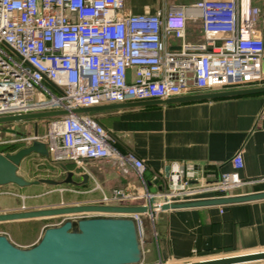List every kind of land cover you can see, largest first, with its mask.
I'll return each instance as SVG.
<instances>
[{
    "label": "built area",
    "instance_id": "2783aa9c",
    "mask_svg": "<svg viewBox=\"0 0 264 264\" xmlns=\"http://www.w3.org/2000/svg\"><path fill=\"white\" fill-rule=\"evenodd\" d=\"M261 1L161 0L153 13H134L126 0H0V118L262 86ZM190 26L199 28L202 40H189ZM39 142L54 161L75 163L86 174L85 161L132 168L142 189L106 194L98 188L101 198L93 205L139 201L145 213L115 217L134 220L141 243L145 220L154 225L165 205L201 201L207 194L232 197L245 184L241 153L232 160L234 171L215 179L205 166L173 162L163 177L149 181L145 162L121 152L117 136L95 116L50 119ZM2 196L20 199L21 211H30L27 197L0 191ZM82 217L95 215L72 219Z\"/></svg>",
    "mask_w": 264,
    "mask_h": 264
},
{
    "label": "crops",
    "instance_id": "0c3cea01",
    "mask_svg": "<svg viewBox=\"0 0 264 264\" xmlns=\"http://www.w3.org/2000/svg\"><path fill=\"white\" fill-rule=\"evenodd\" d=\"M151 2L159 3L157 0ZM258 4L262 15L257 28L264 39V0ZM157 7V4L148 2L130 10L153 13ZM201 94L209 92L192 90L176 98ZM95 117L107 130L122 136L118 145L121 152L131 151L145 162L148 168L145 175L149 181L153 175L163 177L173 162L205 166L214 173L215 179L233 172L232 160L241 153L243 168L239 170V176L245 184L234 195L264 192V93L135 107ZM75 169L81 184L76 182V175L72 172L74 184L71 185L81 192L77 195L89 198L88 201L75 202L80 205H93L92 200H100L98 188L109 194L115 189L140 190L143 187L132 168L124 171L106 161L90 162L88 174L77 167ZM161 183L160 180L158 184ZM31 186L41 188L42 183L25 188ZM53 193L59 194L54 208H59L69 193L73 194L57 190L43 192L39 198ZM212 197L215 196L207 194L201 198L208 200ZM21 205L20 199L0 197V214L20 212ZM25 205L30 210L51 208L48 203L31 205L29 200ZM120 206L140 207V202ZM44 220L61 222L63 218ZM144 224L147 241L142 243L141 264H157L159 261L185 264L264 251V200L164 211L154 225L147 219ZM49 227L53 224L46 226ZM43 232L29 247L38 242Z\"/></svg>",
    "mask_w": 264,
    "mask_h": 264
},
{
    "label": "water",
    "instance_id": "95a60500",
    "mask_svg": "<svg viewBox=\"0 0 264 264\" xmlns=\"http://www.w3.org/2000/svg\"><path fill=\"white\" fill-rule=\"evenodd\" d=\"M264 93V86L193 95L168 100H154L137 103L100 105L88 108L73 109L72 111H51L1 117L0 125L24 121L49 120L65 115L84 114L90 116L135 107L167 105L180 102H191L217 98H227ZM31 154L48 157L49 153L44 143L34 141L30 146L20 149L12 155L0 154V187L16 185L28 187L32 183L18 175L21 162ZM63 169H67L63 166ZM87 180V176H84ZM67 184H74L73 173L68 172ZM46 183L57 185L54 181H41L33 184ZM264 200V192L220 197L189 203L165 205L162 210L224 206ZM143 207H124L107 205H76L41 210L1 213L0 224L41 220L48 218H65L60 226L47 228L36 244L29 248L14 245L9 238L0 235V264H141L143 260L140 229L136 222L128 218L115 217L123 214H142ZM95 215L82 217L75 216ZM264 263V251L238 256L217 258L185 264H257Z\"/></svg>",
    "mask_w": 264,
    "mask_h": 264
},
{
    "label": "rangeland",
    "instance_id": "374dc122",
    "mask_svg": "<svg viewBox=\"0 0 264 264\" xmlns=\"http://www.w3.org/2000/svg\"><path fill=\"white\" fill-rule=\"evenodd\" d=\"M158 2H151V0H126L127 8L134 9L142 5L143 3H154L158 6L161 3V0ZM184 0H170L171 3L182 2ZM157 9V8H156ZM190 41H200L202 40L201 35L199 34V28L190 26ZM49 120H40V121H24L18 123H8L0 125V154L2 155H12L17 153L20 149L26 148L33 143V137L37 136L39 140H43L48 130ZM118 141H121V135L115 134ZM38 140V141H39ZM84 166L86 169L90 164V161H85ZM63 166L67 169H63ZM75 167L77 164L54 161L51 156L42 157L37 154H31L26 157L20 164L18 175L24 178L26 181L32 183L41 182V181H54L57 182V185H51L42 183L41 188L30 187V188H20L16 185H6L1 186V191L5 192H15L22 196L27 197L31 205H51V208H54L55 204L58 202L56 200L58 193H53L50 196L45 198H39L43 192L57 191L61 189H75L73 185L67 184L65 181L67 179L68 172L71 171L76 175V182L81 184V178L75 173ZM77 172V171H76ZM83 172V171H82ZM79 190V189H76ZM74 194V193H73ZM68 194L65 198V202H78V201H88L89 198H85L82 195H73ZM65 195V194H64ZM10 197V196H2ZM32 197V198H30ZM36 197V198H33ZM12 198V197H11ZM14 198V197H13ZM92 202H95L92 200ZM29 223H2L0 224V235H4L16 246L20 248H27L33 242H35L40 234L45 231L47 225H52L59 223V221L51 220H38L34 222L36 224ZM147 230L144 224V240L146 243Z\"/></svg>",
    "mask_w": 264,
    "mask_h": 264
},
{
    "label": "trees",
    "instance_id": "16d2710c",
    "mask_svg": "<svg viewBox=\"0 0 264 264\" xmlns=\"http://www.w3.org/2000/svg\"><path fill=\"white\" fill-rule=\"evenodd\" d=\"M29 223V222H38V220H32V221H22V222H15V223ZM33 223H31V224H33ZM34 224H36V223H34Z\"/></svg>",
    "mask_w": 264,
    "mask_h": 264
}]
</instances>
